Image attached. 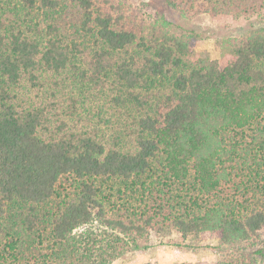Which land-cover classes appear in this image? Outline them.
I'll return each mask as SVG.
<instances>
[{"label": "trees", "instance_id": "1", "mask_svg": "<svg viewBox=\"0 0 264 264\" xmlns=\"http://www.w3.org/2000/svg\"><path fill=\"white\" fill-rule=\"evenodd\" d=\"M165 2L226 27L264 10ZM191 39L129 0H0V264H110L151 230L259 244L264 25L216 59Z\"/></svg>", "mask_w": 264, "mask_h": 264}, {"label": "rangeland", "instance_id": "2", "mask_svg": "<svg viewBox=\"0 0 264 264\" xmlns=\"http://www.w3.org/2000/svg\"><path fill=\"white\" fill-rule=\"evenodd\" d=\"M133 6L152 16L164 15L170 22V28L177 34L191 35V47L195 53L209 56L212 59L221 58L227 52L230 38L240 37L253 27L264 25V10L258 11L226 27L215 23L207 13L195 14L187 12L184 15L177 10L167 8L165 0H129ZM97 224H94V228ZM84 230H90L86 225ZM79 231H82L79 230ZM260 242L257 245L243 243L233 246L222 242L212 235H188L173 230L169 233L151 230L146 236L137 238L139 247L129 243L126 252L110 264H179L195 262H213L223 256L244 253L255 256L257 264H264V255L259 256L258 249L264 248V232H260Z\"/></svg>", "mask_w": 264, "mask_h": 264}]
</instances>
